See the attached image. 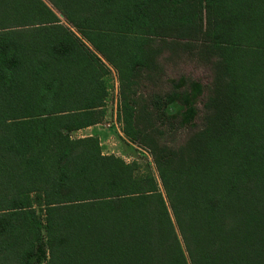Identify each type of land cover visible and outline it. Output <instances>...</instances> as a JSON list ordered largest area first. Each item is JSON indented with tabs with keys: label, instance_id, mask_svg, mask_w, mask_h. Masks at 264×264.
I'll use <instances>...</instances> for the list:
<instances>
[{
	"label": "trees",
	"instance_id": "1",
	"mask_svg": "<svg viewBox=\"0 0 264 264\" xmlns=\"http://www.w3.org/2000/svg\"><path fill=\"white\" fill-rule=\"evenodd\" d=\"M0 264H264V0H0Z\"/></svg>",
	"mask_w": 264,
	"mask_h": 264
},
{
	"label": "rangeland",
	"instance_id": "2",
	"mask_svg": "<svg viewBox=\"0 0 264 264\" xmlns=\"http://www.w3.org/2000/svg\"><path fill=\"white\" fill-rule=\"evenodd\" d=\"M193 58L171 59L164 68L165 73L152 72L148 79H141L137 97H151L155 92L168 91L174 89L172 84L166 80L168 76H178L181 74L192 77H201L203 81L208 80L209 72L205 66L199 62L196 56ZM109 93L103 120L95 125L80 129L72 133V136L82 137L87 135L97 136L100 140L101 148L105 154H115L127 162L137 161L141 172L157 173L153 158L144 148L138 146L125 137L122 132V124L118 120L119 104V79L116 69L110 68L107 77Z\"/></svg>",
	"mask_w": 264,
	"mask_h": 264
}]
</instances>
